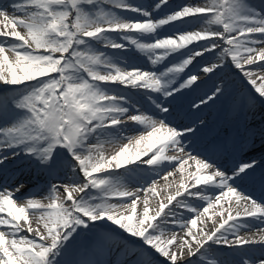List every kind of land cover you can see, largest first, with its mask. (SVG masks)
I'll use <instances>...</instances> for the list:
<instances>
[{"label":"snow or ice","instance_id":"1","mask_svg":"<svg viewBox=\"0 0 264 264\" xmlns=\"http://www.w3.org/2000/svg\"><path fill=\"white\" fill-rule=\"evenodd\" d=\"M164 8L170 10L154 15ZM9 9L15 15L10 16ZM191 24L200 25L199 30L181 31ZM0 26V89L5 93L0 95V178L14 179L8 176L7 163L27 157L49 176L70 172L72 181L52 184L46 204L28 198L19 207L17 194L27 185L18 183L9 190L0 184V227L5 229L0 231V264H110L102 256L114 246L123 257L119 264H194V257L195 264H218L209 259L213 245H264V203L243 191L264 163L239 161L228 168L206 152L199 153L205 158H198L195 137L204 120L182 124L175 106L178 95L198 86L190 66L206 54L215 62L203 66L201 73L215 74L231 64L264 98V74L252 78L264 73V11L247 0H208L176 8L169 0L154 5L132 0H12L0 4ZM130 49L143 54L154 70L127 64ZM114 85L148 90L144 95L153 113L140 112L132 97ZM223 93L224 88L216 86L190 110L200 111ZM126 117L142 126V134L124 135ZM249 139L254 143V134ZM120 140L127 142L115 154L105 155L104 144ZM186 149L184 156L165 155ZM189 160L195 172L155 209L145 195L139 212L140 189L128 191L114 173L95 175L121 168L125 174L159 175L177 164L183 173ZM129 164L134 167H126ZM81 177L83 183L78 182ZM259 182L264 190V172ZM152 184L144 191L158 195L155 181ZM189 198L206 206L201 210ZM30 211L36 228L29 222ZM184 211L192 215L186 217ZM206 219H212L214 227L209 228ZM198 221L203 227H197ZM243 230L261 234L241 235ZM85 234H91L90 243L78 247ZM241 264H264V255L244 258Z\"/></svg>","mask_w":264,"mask_h":264},{"label":"bare ground","instance_id":"2","mask_svg":"<svg viewBox=\"0 0 264 264\" xmlns=\"http://www.w3.org/2000/svg\"><path fill=\"white\" fill-rule=\"evenodd\" d=\"M11 2L12 0H0V4H10ZM155 2H157V0ZM205 2H208V0H169L171 8H176L178 5L184 3L203 4ZM247 3L258 10L264 11V0H247ZM144 5H149V3H145ZM169 10V8H164L161 12L154 13V15L158 17L163 16ZM9 15H15V13L9 9ZM215 26L216 25L212 27L215 28ZM199 28L200 25L191 24L184 26L181 31L199 30ZM96 47L104 51H111L110 49L104 48L103 45H96ZM189 47H191V45ZM9 57L10 59L12 58V54L10 52ZM169 59L172 58L170 57ZM125 61L129 65L135 62V64L141 67L143 70H154L153 66L147 61V58L144 57L143 54L132 49L129 50V54L127 57H125ZM213 62L215 61L209 54H206L203 58L198 57L197 61H194L193 66H190V70L198 75V86H193L192 89L185 90L184 95H178V99L175 102L176 109L180 113L182 124H188L193 121H197L199 118H203L204 120V125L200 127V130L195 137L198 157L205 158L204 156L199 155V153L206 152L207 155L214 156L221 164L226 165L228 168H231L235 162L239 161L256 160L264 163V137L261 136V131L264 130V103L261 101L254 102V100H251L250 92L254 91L253 87L249 84V93H245L246 88L240 84L241 80L238 79V76H241L244 81L247 80L239 73L238 70H230V64H228L222 71L217 70L215 74L210 73L208 76L202 78V76H205V74L201 73L200 69L203 66H207ZM120 66L124 68L125 63L122 62ZM156 67L162 68V65H158ZM245 67L247 68L249 66L246 65ZM126 70L130 71L132 68L128 67ZM260 74L264 73H257L252 78L255 79L257 75ZM182 76L184 77V74H182ZM230 85L232 87H230ZM216 86L224 88V93L219 97V99H217L214 103L210 102L207 107L202 108L200 111L190 110V105L194 101H198L199 98L203 97L205 94H211L212 90ZM114 87L121 88V91L128 93L132 97V102L134 104L140 105V112L146 114L153 113V106L147 100V97L141 94L146 93L148 90H134L131 87L124 88L120 85H114ZM0 90V95H4L5 93L3 90ZM235 93L237 96H235ZM244 94L245 96H242ZM241 101L242 106L239 109L238 102ZM132 111L133 114H138L134 109ZM237 118L240 119V122H237ZM226 122L230 123L231 126H227L225 124ZM123 124L126 129L124 132L125 136L136 137L143 132L142 126H139L128 120L127 117L124 119ZM243 128L247 129L243 130ZM253 134L254 143L249 139L250 137H253ZM123 142L126 143L127 141L120 140L115 144L105 143L110 148V155L115 154L119 147L122 146ZM233 150L236 152L235 156L230 155ZM187 152L188 149H186L185 153H178L174 150H168L166 151L165 155L184 156L187 154ZM144 158L146 159L147 157ZM225 159L228 160L227 163H223L222 160ZM126 167H134V165L129 164L126 165ZM195 170L194 161L189 160L188 164L185 165V171H187L186 175L184 173L185 171L183 173L180 172L178 164L174 168L171 166L164 168V170L159 175H151L143 171H138L133 174H125L124 168L116 169L114 174L118 176L121 184L128 191L136 192L137 189L141 190V202L138 203L139 208L142 207V201L145 195H147L150 209H155L160 201L166 202L167 196L173 194L176 191L177 187L183 182L184 177L188 176L189 173L195 172ZM259 171L262 173L264 172V169L257 168L256 173ZM7 172L9 177L14 176L15 178L9 179L7 181L0 178V184L6 183L9 190H11V188L18 183H24L27 185V188L22 193L17 194L20 197V199L17 200L18 207L26 205L28 198L39 199L42 203L46 204L49 202L47 197L52 184L61 185V181L66 182V184L72 183V181L68 178L71 173L65 170H62L59 176H55L56 178L54 177V180L50 181L49 177L45 178L47 175L46 172L38 170L34 162L27 157H20L11 160V162L7 163ZM168 172H173L174 175L168 176L167 179H164V176H166ZM107 173L111 172L108 171ZM153 181H155V188L158 195H152L150 192L146 193L144 191L145 189H150L153 186ZM249 182L257 183L258 188L261 189L259 178L255 181L245 182L243 185V191L246 194L252 195L258 201L264 203V196L260 194L261 191L259 192V189L256 191L251 189L249 187ZM189 187L191 191H195L194 188H191L190 182ZM62 193L63 192L60 193L61 197ZM116 199L118 198H114L113 202H115ZM123 199L130 200L131 198L125 197ZM188 202L194 206L200 207L201 210L204 206H206L205 202L194 198H189ZM211 212L212 210H210L209 215H211ZM29 213L31 214L29 216V222H31L33 227L36 228V217L32 215L31 211ZM184 215L188 217L192 214L184 211ZM214 219H216L217 222L219 221L218 216L214 217ZM21 223L23 224L22 226L26 227L24 221H21ZM204 223L207 224L209 228L214 227L212 219H206ZM252 223L254 228L258 227L254 221H252ZM197 227H203V224L198 221ZM4 230L5 229L3 227H0V231ZM252 234H255L258 238L261 233L256 232L248 234L247 230H243L241 232V235ZM88 238L89 241H80L78 247L87 246L91 241V236L88 235ZM113 239L119 241L118 236H114ZM237 255H239L240 258L236 257ZM262 255H264V245L261 244L245 245L244 248H227L213 245L212 251L209 254V259L217 261L218 264H241V261L244 258L256 259ZM102 259L109 261L110 264H119V261L123 259V257L119 250L114 246L111 252L102 256ZM192 259L195 264L196 258L194 257Z\"/></svg>","mask_w":264,"mask_h":264},{"label":"rangeland","instance_id":"3","mask_svg":"<svg viewBox=\"0 0 264 264\" xmlns=\"http://www.w3.org/2000/svg\"><path fill=\"white\" fill-rule=\"evenodd\" d=\"M146 1H149L151 4H153L154 3V0H133V2L134 3H141V4H143V2L145 3ZM156 1V0H155ZM156 3V2H155ZM154 5V4H153ZM214 26V25H213ZM219 26H215V28H218ZM214 28V27H213ZM229 69L231 70V69H234L232 66H231V64L229 65ZM53 75H55V74H53ZM206 76H208V74L207 75H205V76H202V78L203 77H206ZM181 77L183 78V76H182V74H181ZM238 79L239 80H241V82H240V84L241 85H243L245 88H246V90H245V93H249V90H250V87L248 86L249 85V83L247 82V81H244V79L241 77V76H238ZM232 85H234V84H232ZM226 86V85H225ZM230 87H232L231 85H230ZM142 95H144V93H141ZM235 95L237 96V94L235 93ZM245 95V94H244ZM244 95H242V96H244ZM250 96H251V100H254V102H259V101H261V102H263V99L262 98H260L259 99V96L257 95V93H255L254 91L253 92H250ZM243 98V97H242ZM241 100V99H240ZM264 103V102H263ZM138 107H140V105H138V104H136ZM242 106V101L241 102H238V108L240 109V107ZM245 129H247V128H245ZM243 130H244V128H243ZM136 137H138V136H136ZM124 143V142H123ZM141 147H146V145H141ZM109 151H110V148H109V146H107L106 144H105V146H104V152L106 153V152H108L109 153ZM110 154V153H109ZM115 170L116 169H111V170H107V171H103V172H101V173H98V174H95V175H97V176H99V177H106V176H108V174L109 173H107L108 171L109 172H111V173H114L115 172ZM61 172H62V170L61 171H59L58 173H57V175H55V176H59L60 174H61ZM187 171H185L184 173H185V175L187 174L186 173ZM47 175L45 176V178H48L49 177V179H50V181H53L54 179V177L55 176H49L48 175V173H46ZM56 178V177H55ZM79 182H81V183H83V178L81 177L80 178V180H79ZM61 183V185H64V184H66V182H63V181H61L60 182ZM93 192H95V190H92ZM62 195V197H61V200L63 199V197H64V194L62 193L61 194ZM75 195H80V193H75ZM165 196V195H164ZM142 205V204H141ZM141 207V206H140ZM140 209L141 208H139L138 207V212L140 211ZM31 214L29 213V216H30ZM21 223V222H20ZM21 225H23L22 223H21ZM36 225V227L38 226L37 225V223L35 224ZM42 226V224L41 225H39V227H41ZM88 235H90L91 236V234H85V235H83L82 236V238H81V242H86V241H89V238H88Z\"/></svg>","mask_w":264,"mask_h":264}]
</instances>
